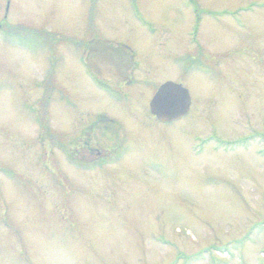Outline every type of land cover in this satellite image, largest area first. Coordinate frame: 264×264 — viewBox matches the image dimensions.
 <instances>
[{
	"label": "rangeland",
	"instance_id": "rangeland-1",
	"mask_svg": "<svg viewBox=\"0 0 264 264\" xmlns=\"http://www.w3.org/2000/svg\"><path fill=\"white\" fill-rule=\"evenodd\" d=\"M91 26L136 55L118 93ZM0 264H264V0H0Z\"/></svg>",
	"mask_w": 264,
	"mask_h": 264
},
{
	"label": "water",
	"instance_id": "water-1",
	"mask_svg": "<svg viewBox=\"0 0 264 264\" xmlns=\"http://www.w3.org/2000/svg\"><path fill=\"white\" fill-rule=\"evenodd\" d=\"M115 52H117V49H114L110 46H106L101 41L93 43V45L89 47L88 57L91 58L97 53L101 56L103 62L101 64L97 63L94 60L93 63L91 62L90 58H88L89 60L87 62L90 61L94 69H98V71L106 75L107 70L111 68L107 66L108 64L106 63L104 58L110 60L113 59V54ZM124 62L127 63V61ZM125 68L121 70V76L123 78L125 77ZM189 107L190 96L188 90L182 85L173 81H166L162 83L159 87H157L156 92L154 93L149 102L150 113L154 115L159 122L162 123L176 121L182 116L187 115Z\"/></svg>",
	"mask_w": 264,
	"mask_h": 264
},
{
	"label": "flooded vegetation",
	"instance_id": "flooded-vegetation-1",
	"mask_svg": "<svg viewBox=\"0 0 264 264\" xmlns=\"http://www.w3.org/2000/svg\"><path fill=\"white\" fill-rule=\"evenodd\" d=\"M89 29L91 32H94V33H92V36H94V37H91L90 39H88L87 44H86V42L84 44L86 46L84 48L83 62L86 61V64H88V68H90L91 70H93L96 73V75L98 76V79L101 78L104 81V82H102L105 85V86H103L104 88L108 89L109 87L114 85V92L118 93V90H121L120 89L121 87H119L121 84H124V83L130 84L132 82L131 81V78H132L131 71L137 67V63H138V61H136L134 59L136 55L133 54V52L128 48L127 45L120 44V42H118L116 37H114V39H113V37L110 38L109 36L105 35L104 32L102 33V29H99L96 26H93V27L91 26V28H89ZM99 41H101L106 46H110V47H113L114 49H117V52H115L113 54L114 57L112 56L113 59L110 60V59H106L103 57L104 60L106 61V63L108 64V65L107 64L106 65L111 68V69H108L109 71L107 70L106 75L102 74L100 71H98V69H94L93 66L91 65L90 61L87 62L89 60L88 58H90V57H88L89 47L92 46L93 43H96ZM74 46H77V45L74 44ZM78 47H79V45H78ZM153 49L159 51V49L156 46H153ZM97 53L95 54V56H92L90 58V60L93 63L95 60L97 63L102 64L103 60H102L101 56ZM124 61H127V63H125ZM124 68L126 70H125V77L123 78L121 76V70H123ZM173 82H175V81H173ZM162 83H164V82H162ZM175 83H178V82H175ZM159 85L157 87H159ZM116 89H118V90H116ZM156 90H157V88H155L154 93L156 92ZM154 93H153V95H154ZM151 98L149 99V102H150ZM148 109H149V104H148ZM149 112H150V110H149ZM88 145H90V144L87 142H84L85 151L82 152L84 155L86 153H89V154L95 153L94 155H92L95 158L99 157L101 155L100 150L98 151L97 148L88 147Z\"/></svg>",
	"mask_w": 264,
	"mask_h": 264
}]
</instances>
